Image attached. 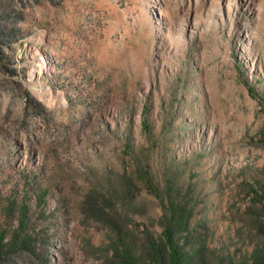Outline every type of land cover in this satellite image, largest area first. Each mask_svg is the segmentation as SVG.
<instances>
[{
	"label": "rangeland",
	"instance_id": "obj_1",
	"mask_svg": "<svg viewBox=\"0 0 264 264\" xmlns=\"http://www.w3.org/2000/svg\"><path fill=\"white\" fill-rule=\"evenodd\" d=\"M171 203L192 264L263 247L264 0H0V243L34 251L0 264H118Z\"/></svg>",
	"mask_w": 264,
	"mask_h": 264
},
{
	"label": "trees",
	"instance_id": "obj_2",
	"mask_svg": "<svg viewBox=\"0 0 264 264\" xmlns=\"http://www.w3.org/2000/svg\"><path fill=\"white\" fill-rule=\"evenodd\" d=\"M169 212H171L170 216H164L163 219L160 242L154 241L149 236V243H146V247L135 249L131 243H126L122 238L116 236V243H114L111 251L118 264H192L194 254L183 250L182 244L178 243L177 236L185 231L189 216L183 217V210L172 203ZM262 235L264 239V226L262 227ZM3 246L9 249L18 247L29 253H34L26 240H22L20 243H7ZM4 247L0 243V251ZM246 264H264V243L261 250L251 253Z\"/></svg>",
	"mask_w": 264,
	"mask_h": 264
},
{
	"label": "bare ground",
	"instance_id": "obj_3",
	"mask_svg": "<svg viewBox=\"0 0 264 264\" xmlns=\"http://www.w3.org/2000/svg\"><path fill=\"white\" fill-rule=\"evenodd\" d=\"M37 93L41 98L47 100L48 103H54L56 101V99L52 96V93L48 89H38Z\"/></svg>",
	"mask_w": 264,
	"mask_h": 264
}]
</instances>
